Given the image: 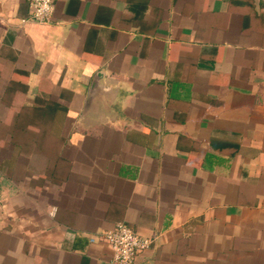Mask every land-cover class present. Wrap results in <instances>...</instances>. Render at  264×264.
Segmentation results:
<instances>
[{"label": "crops", "instance_id": "0c3cea01", "mask_svg": "<svg viewBox=\"0 0 264 264\" xmlns=\"http://www.w3.org/2000/svg\"><path fill=\"white\" fill-rule=\"evenodd\" d=\"M241 2L55 0L39 23L0 0V67L40 117L0 152V264H111L118 221L152 240L135 264H264V32Z\"/></svg>", "mask_w": 264, "mask_h": 264}, {"label": "trees", "instance_id": "16d2710c", "mask_svg": "<svg viewBox=\"0 0 264 264\" xmlns=\"http://www.w3.org/2000/svg\"><path fill=\"white\" fill-rule=\"evenodd\" d=\"M260 9L258 10L256 8L255 0H242V4H246L247 8L251 12L253 24L255 27H258L260 31L264 32V9L261 7H264V0H260ZM264 34V33H263ZM1 69H5L4 72H1ZM0 75L1 77H4L3 79L7 78L9 80L8 83L5 85L4 93L1 94L0 100L4 105H8L10 109V113L13 115L16 113V120H18L17 125H11L1 123L0 121V152L3 148H6L13 144L16 146V135L19 133H23L27 137V131L31 132V130L25 129V127H21L27 122L35 121L36 119H39L40 117L37 112L34 111V109L31 107V105H28L26 103L27 97H26V91L28 89V74L26 71L17 69V68H11V67H0ZM19 90V91H17ZM17 92H22V94H19ZM21 95V97L17 96ZM33 105H40V106H52L55 105L52 99H41V98H35ZM25 130V131H23ZM31 138V137H28Z\"/></svg>", "mask_w": 264, "mask_h": 264}, {"label": "built area", "instance_id": "2783aa9c", "mask_svg": "<svg viewBox=\"0 0 264 264\" xmlns=\"http://www.w3.org/2000/svg\"><path fill=\"white\" fill-rule=\"evenodd\" d=\"M31 7V19L46 23L52 18L55 0H26ZM104 237L112 250L111 264H135L139 251L151 246V238L135 231L125 221H118L104 231Z\"/></svg>", "mask_w": 264, "mask_h": 264}]
</instances>
